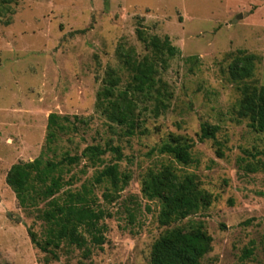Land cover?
Segmentation results:
<instances>
[{"label":"rangeland","instance_id":"obj_1","mask_svg":"<svg viewBox=\"0 0 264 264\" xmlns=\"http://www.w3.org/2000/svg\"><path fill=\"white\" fill-rule=\"evenodd\" d=\"M0 2L9 8L0 17V264H149L151 245L164 228L157 223L158 203L141 194V179L169 161L150 153L169 134L193 142V163L176 167L195 174L212 196L211 205L191 217L203 221L212 237L202 264H264V168L244 169L264 162V133L237 118L239 92L227 72L238 51L253 54L254 74L247 82L264 86V0ZM137 28L167 36L179 53L159 69L171 94L165 111L157 117L147 111L141 117L144 132L125 137L96 111L95 99L108 68L125 82L119 47H133L140 57L147 53ZM51 113L78 126L59 137L57 156L109 142L120 146L119 169L130 175L118 198L105 203L111 214L103 221L105 242L87 259L64 247L57 260L45 262L28 235L29 228L40 234L42 225L19 207L5 182L11 165L39 156ZM205 123L218 128L214 140H199ZM111 162L106 154L105 163ZM83 164L67 174L76 177L72 188L92 176ZM101 192L95 190L99 198ZM245 250L251 253L245 256Z\"/></svg>","mask_w":264,"mask_h":264},{"label":"trees","instance_id":"obj_2","mask_svg":"<svg viewBox=\"0 0 264 264\" xmlns=\"http://www.w3.org/2000/svg\"><path fill=\"white\" fill-rule=\"evenodd\" d=\"M8 9L7 4L0 2V17ZM136 36L147 53L140 57L133 47H119L117 58L126 73L125 82L122 84L117 69L108 68L95 99L96 111L125 137L144 132L141 128L145 119L141 117L147 111L156 117L165 111L171 94L158 77L159 69L165 68L167 61L179 53L167 36H148L140 28L136 29ZM254 69L255 56L238 51L229 62L227 72L239 92L237 118L246 120L252 131L264 133V86L247 82ZM147 102L152 106L148 107ZM217 129L202 124L199 140H214ZM77 130L78 126L68 116L49 114L39 156L11 165L5 177L19 207L42 225L40 234L29 228L28 235L34 247L44 254L45 262L57 260L64 247L80 250L85 259L94 249H101L107 230L103 221L111 217L104 205L118 198L130 180V175L119 169L118 162L123 157L120 146L109 142L87 145L80 154L65 152L57 156L59 137ZM192 147L189 138L169 134L150 152L166 156L169 161L155 170L148 169L141 179V194L146 200L158 203L157 223L164 228L151 245L149 264H202L212 249V237L203 221L191 219L211 205L212 196L201 188L195 174L181 172L176 167L193 163ZM217 153L221 155L220 150ZM106 154L112 156L113 162L105 163ZM82 160L83 168L93 169L92 176L78 188H72L76 177L74 174L67 177V174ZM259 163H246L244 169L257 172L264 168V162ZM97 188L102 189L103 203L95 193ZM183 221L186 222L179 224ZM250 253V250L244 251L245 256Z\"/></svg>","mask_w":264,"mask_h":264}]
</instances>
